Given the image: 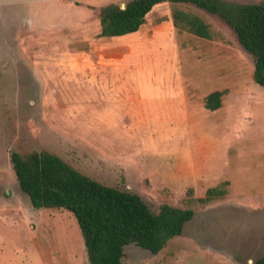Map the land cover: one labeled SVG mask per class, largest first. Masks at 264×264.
<instances>
[{
  "label": "rangeland",
  "instance_id": "rangeland-1",
  "mask_svg": "<svg viewBox=\"0 0 264 264\" xmlns=\"http://www.w3.org/2000/svg\"><path fill=\"white\" fill-rule=\"evenodd\" d=\"M129 1L0 0V264H90L74 215L35 209L15 176L12 152L44 151L155 212L183 208L189 188L201 198L230 182L159 254L130 245L124 264L264 259V88L253 56L221 18L191 5L180 8L224 41L178 32L169 3L137 34L97 38L101 9ZM215 91L222 107L210 111Z\"/></svg>",
  "mask_w": 264,
  "mask_h": 264
},
{
  "label": "trees",
  "instance_id": "trees-1",
  "mask_svg": "<svg viewBox=\"0 0 264 264\" xmlns=\"http://www.w3.org/2000/svg\"><path fill=\"white\" fill-rule=\"evenodd\" d=\"M169 3L178 32L209 41H224L194 6L221 18L237 35L243 48L253 56L255 84L264 88V1L241 4L225 0H131L123 6L110 4L101 9L97 38H119L137 33L155 7ZM165 21L161 19L160 22ZM224 92L211 93L205 103L210 111L222 107ZM21 190L35 209H63L71 212L80 228L90 264H124L125 250L136 245L159 254L168 243L183 234L193 220L196 206L205 207L228 195L229 181L210 187L196 198L189 188L183 208L164 204L153 211L141 196L129 190L106 186L76 170L50 152L10 155ZM255 264H264L260 259Z\"/></svg>",
  "mask_w": 264,
  "mask_h": 264
},
{
  "label": "crops",
  "instance_id": "crops-1",
  "mask_svg": "<svg viewBox=\"0 0 264 264\" xmlns=\"http://www.w3.org/2000/svg\"><path fill=\"white\" fill-rule=\"evenodd\" d=\"M155 8H156V7H155ZM154 10H155V9H154ZM154 10H153V11H154ZM168 18H169L170 21H172V16H171V15H170ZM172 22H173V21H172ZM139 31H140V30H139ZM137 33H138V32H137ZM137 33H135V34H137ZM131 35H134V34H131ZM127 36H129V35H127Z\"/></svg>",
  "mask_w": 264,
  "mask_h": 264
},
{
  "label": "water",
  "instance_id": "water-1",
  "mask_svg": "<svg viewBox=\"0 0 264 264\" xmlns=\"http://www.w3.org/2000/svg\"><path fill=\"white\" fill-rule=\"evenodd\" d=\"M123 8H125V6H123Z\"/></svg>",
  "mask_w": 264,
  "mask_h": 264
}]
</instances>
